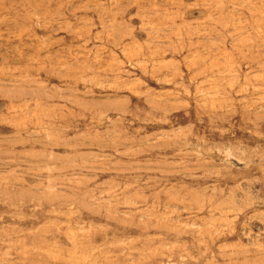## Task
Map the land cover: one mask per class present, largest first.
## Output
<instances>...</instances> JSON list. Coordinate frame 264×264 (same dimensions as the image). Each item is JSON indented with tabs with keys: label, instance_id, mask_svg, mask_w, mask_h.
Returning <instances> with one entry per match:
<instances>
[{
	"label": "rangeland",
	"instance_id": "374dc122",
	"mask_svg": "<svg viewBox=\"0 0 264 264\" xmlns=\"http://www.w3.org/2000/svg\"><path fill=\"white\" fill-rule=\"evenodd\" d=\"M0 264H264V0H0Z\"/></svg>",
	"mask_w": 264,
	"mask_h": 264
}]
</instances>
